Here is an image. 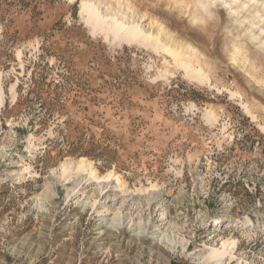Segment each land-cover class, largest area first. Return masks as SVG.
Masks as SVG:
<instances>
[{
	"label": "rangeland",
	"instance_id": "374dc122",
	"mask_svg": "<svg viewBox=\"0 0 264 264\" xmlns=\"http://www.w3.org/2000/svg\"><path fill=\"white\" fill-rule=\"evenodd\" d=\"M86 1L207 80L82 0H0V264H208L227 240L223 264H264V0Z\"/></svg>",
	"mask_w": 264,
	"mask_h": 264
},
{
	"label": "bare ground",
	"instance_id": "6f19581e",
	"mask_svg": "<svg viewBox=\"0 0 264 264\" xmlns=\"http://www.w3.org/2000/svg\"><path fill=\"white\" fill-rule=\"evenodd\" d=\"M94 2V1H93ZM90 2L86 0H82L81 2V15L84 16L85 22L92 28V30H100L105 37L112 36L114 40L118 42H125L127 44L130 43H139V44H147L153 47L154 49L164 52L170 55L174 63L177 64L180 68L184 70V72L190 76L192 79H196L198 81L207 80V76L204 71L199 68L196 69L193 67L191 63V55L182 54V52L178 49V47L163 43L160 39L155 38L151 33H148L143 30L141 25L135 22H127L124 20L119 21L115 16H111L109 14H102L100 12L99 7L95 4L97 2ZM108 13V12H107ZM123 15V14H122ZM121 15V16H122ZM126 17V16H125ZM120 18V17H119ZM122 18V17H121ZM132 18V17H131ZM123 19V18H122ZM126 20V19H125ZM131 20V19H130ZM106 39V38H105ZM3 104L2 92L0 89V109ZM79 169H83V166L80 165ZM119 185L121 183L118 181ZM219 221L216 220L215 225H219ZM110 224L109 228H115L121 232L131 231L135 232L134 237L144 240V239H152L159 243H164L168 240L165 236V233L150 231V228L147 224H141L137 228H134L133 225L126 222L120 213L114 214L113 219L108 223L105 222V225ZM251 224L248 218L244 220L239 219H231L226 221V227H234L237 225H241L247 227ZM162 234V235H161ZM168 244L175 246L173 241H167ZM236 242L234 241H225L222 242L221 247L218 249L211 248L207 255L205 256V261L208 264H223L225 258L229 257L232 259V249L236 246ZM184 249V246H182ZM233 260V259H232Z\"/></svg>",
	"mask_w": 264,
	"mask_h": 264
}]
</instances>
